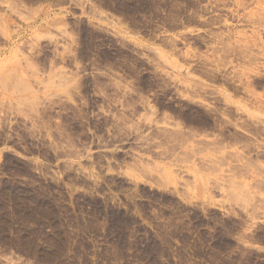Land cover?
I'll use <instances>...</instances> for the list:
<instances>
[{
	"label": "rangeland",
	"instance_id": "rangeland-1",
	"mask_svg": "<svg viewBox=\"0 0 264 264\" xmlns=\"http://www.w3.org/2000/svg\"><path fill=\"white\" fill-rule=\"evenodd\" d=\"M0 264H264V0H0Z\"/></svg>",
	"mask_w": 264,
	"mask_h": 264
}]
</instances>
